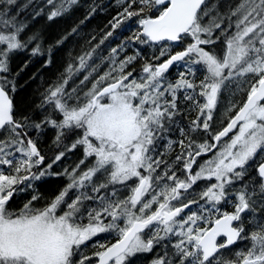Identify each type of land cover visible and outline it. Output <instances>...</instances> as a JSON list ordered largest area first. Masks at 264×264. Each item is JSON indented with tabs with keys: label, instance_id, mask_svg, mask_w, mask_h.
I'll use <instances>...</instances> for the list:
<instances>
[{
	"label": "snow or ice",
	"instance_id": "snow-or-ice-1",
	"mask_svg": "<svg viewBox=\"0 0 264 264\" xmlns=\"http://www.w3.org/2000/svg\"><path fill=\"white\" fill-rule=\"evenodd\" d=\"M24 7L0 0V264H264V0Z\"/></svg>",
	"mask_w": 264,
	"mask_h": 264
},
{
	"label": "trees",
	"instance_id": "trees-1",
	"mask_svg": "<svg viewBox=\"0 0 264 264\" xmlns=\"http://www.w3.org/2000/svg\"><path fill=\"white\" fill-rule=\"evenodd\" d=\"M32 3L33 5L38 4L40 0H18V4L21 6L22 15H31L32 13V7H24L25 5H28L29 3ZM98 2L108 3L109 0H98ZM114 3V0H113ZM107 11L111 14H115L114 8H109ZM110 18L109 16L105 15L104 13H100L95 18H93L90 22L87 23V26L83 29L84 33L87 34L92 30H96V34L99 35L100 29L103 28L104 24L106 23V20ZM73 23V18H64V19H57L55 23H51L46 21V19L38 17L36 18V21L33 25L34 28L38 30H42L44 33V39L47 42H54L55 39L62 34L66 29H68ZM134 27V25H133ZM128 32L125 30L121 32L120 29L116 30V37H119L120 39L123 38L124 35H127ZM116 37H110L109 41L114 46L116 43L119 42V40ZM109 41H106V44L109 43ZM83 43V40L80 39V37L70 38L69 41L65 44L64 49L59 53L56 57L57 63L52 66V68L49 70L48 73L45 75H50L52 72H54L61 64V57L65 56L68 50H73L74 52H79L80 45ZM103 47V46H102ZM27 79V77H25ZM21 83L23 84L24 81L22 80ZM39 83V81H37ZM36 85H31L30 88L27 89V92L22 93V96L24 95H31L32 90L35 88ZM24 94V95H23ZM19 99V98H18ZM44 142L46 143V138H43ZM43 150V149H42Z\"/></svg>",
	"mask_w": 264,
	"mask_h": 264
},
{
	"label": "flooded vegetation",
	"instance_id": "flooded-vegetation-1",
	"mask_svg": "<svg viewBox=\"0 0 264 264\" xmlns=\"http://www.w3.org/2000/svg\"><path fill=\"white\" fill-rule=\"evenodd\" d=\"M173 71H175V70H173ZM194 115V114H193ZM184 123H186V121H184Z\"/></svg>",
	"mask_w": 264,
	"mask_h": 264
},
{
	"label": "bare ground",
	"instance_id": "bare-ground-1",
	"mask_svg": "<svg viewBox=\"0 0 264 264\" xmlns=\"http://www.w3.org/2000/svg\"><path fill=\"white\" fill-rule=\"evenodd\" d=\"M24 95V94H23ZM47 140V139H46Z\"/></svg>",
	"mask_w": 264,
	"mask_h": 264
}]
</instances>
